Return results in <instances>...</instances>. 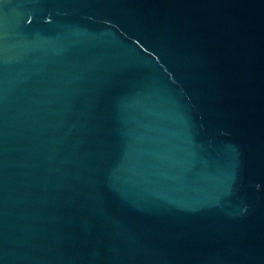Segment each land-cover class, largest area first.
Here are the masks:
<instances>
[{
    "label": "water",
    "instance_id": "obj_1",
    "mask_svg": "<svg viewBox=\"0 0 264 264\" xmlns=\"http://www.w3.org/2000/svg\"><path fill=\"white\" fill-rule=\"evenodd\" d=\"M0 264H264V0H0Z\"/></svg>",
    "mask_w": 264,
    "mask_h": 264
}]
</instances>
